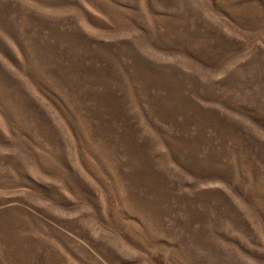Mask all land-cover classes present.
I'll use <instances>...</instances> for the list:
<instances>
[{
	"label": "rangeland",
	"instance_id": "rangeland-1",
	"mask_svg": "<svg viewBox=\"0 0 264 264\" xmlns=\"http://www.w3.org/2000/svg\"><path fill=\"white\" fill-rule=\"evenodd\" d=\"M0 264H264V0H0Z\"/></svg>",
	"mask_w": 264,
	"mask_h": 264
}]
</instances>
